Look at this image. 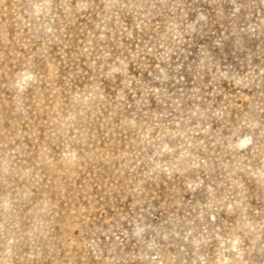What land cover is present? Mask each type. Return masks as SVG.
<instances>
[{"label":"rangeland","instance_id":"rangeland-1","mask_svg":"<svg viewBox=\"0 0 264 264\" xmlns=\"http://www.w3.org/2000/svg\"><path fill=\"white\" fill-rule=\"evenodd\" d=\"M0 264H264V0H0Z\"/></svg>","mask_w":264,"mask_h":264}]
</instances>
